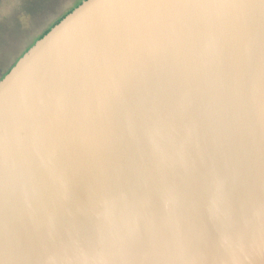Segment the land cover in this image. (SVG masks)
Returning a JSON list of instances; mask_svg holds the SVG:
<instances>
[{"label": "water", "instance_id": "1", "mask_svg": "<svg viewBox=\"0 0 264 264\" xmlns=\"http://www.w3.org/2000/svg\"><path fill=\"white\" fill-rule=\"evenodd\" d=\"M0 264H264V0H83L0 80Z\"/></svg>", "mask_w": 264, "mask_h": 264}, {"label": "rangeland", "instance_id": "2", "mask_svg": "<svg viewBox=\"0 0 264 264\" xmlns=\"http://www.w3.org/2000/svg\"><path fill=\"white\" fill-rule=\"evenodd\" d=\"M77 1L0 0V78Z\"/></svg>", "mask_w": 264, "mask_h": 264}, {"label": "trees", "instance_id": "3", "mask_svg": "<svg viewBox=\"0 0 264 264\" xmlns=\"http://www.w3.org/2000/svg\"><path fill=\"white\" fill-rule=\"evenodd\" d=\"M83 0H78L75 5L70 8L66 13H64L62 16H60L50 27H48L45 31H43V33L39 36V38H41L43 35H45L50 29L52 26H54L56 23H58L67 13H69L70 11H72L76 6H78ZM38 38V39H39Z\"/></svg>", "mask_w": 264, "mask_h": 264}, {"label": "flooded vegetation", "instance_id": "4", "mask_svg": "<svg viewBox=\"0 0 264 264\" xmlns=\"http://www.w3.org/2000/svg\"><path fill=\"white\" fill-rule=\"evenodd\" d=\"M26 51H27V50H26ZM26 51H25V52H26ZM25 52H24V53H25ZM22 55H23V54H22ZM22 55H21V56H22ZM21 56H19L18 59H19ZM18 59L14 62V64H13L12 66H10V68L5 72V74L0 78V80H1V79H2V78H3V77H4V76L10 71V69L15 65V63L18 61Z\"/></svg>", "mask_w": 264, "mask_h": 264}]
</instances>
